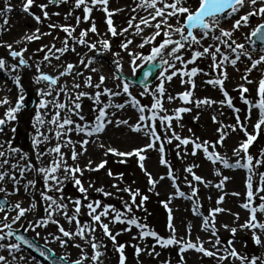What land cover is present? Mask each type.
I'll use <instances>...</instances> for the list:
<instances>
[{
  "label": "bare ground",
  "instance_id": "1",
  "mask_svg": "<svg viewBox=\"0 0 264 264\" xmlns=\"http://www.w3.org/2000/svg\"><path fill=\"white\" fill-rule=\"evenodd\" d=\"M140 2L141 0H135V2L132 0H108L106 6L107 12L112 13V15L109 16L103 10L105 7L104 5L97 4L93 6L91 0H86L91 11L88 14V19L85 20L83 5L80 8H76L75 0H67V3L63 2V0H53L52 3H49V0H34L29 8L31 14L23 11V7L27 3V0H0V60L5 61V66L0 68L3 71L0 73V102L7 100V103H0V119H5V113L8 109L12 108L15 102L20 100L21 97L23 99H32L34 103L33 108L28 111L15 112V119L7 122L4 125L3 133L0 134V146H2L0 147V152L5 153L3 157H0V173L7 174L4 180L0 181V188L6 189V192H0V196L9 197V209H13V206L17 203H24L25 206V203H27L29 209L33 204L38 205L41 203L45 206V200L41 197V192L44 191V185L38 188L39 191H36L35 194L33 193V188L35 186L29 187L26 191L25 185L29 184V181H33L35 185L39 186L40 179L42 181L44 180L43 175L36 171V169L49 166L54 159L59 160L60 157L55 153L42 156L40 154L49 153L50 149L55 148L58 144L61 146L60 150L63 154V161L67 166L79 167L82 170V172L76 173V177L82 184H85L86 180L97 179L99 177L100 169L95 171H90L88 169H95L97 167L100 156L106 157L105 164L107 165L121 164V161L125 160L132 165V176L135 177V181L132 182L130 189L133 192L139 191L140 196H137V199L147 197L145 201H165L173 207L171 223L175 228V237L178 240L183 237L185 240H190L194 243L199 241V243L203 244L204 249L213 252L218 250L217 246H213L218 239L223 245L222 253L227 257L222 261L218 258L217 263H213L211 261L212 256H205L203 252L201 255H198L191 249L180 252L179 245L162 246L160 242L151 235L141 238V232H148L147 229H141L128 223H114L113 216L111 222L114 226L113 229L119 233V238L126 242V247L124 249L129 256H125V264L150 263L149 257L153 255V252H149L151 249L165 251L167 253L165 260L161 264H241L240 260L229 255L232 249L239 255L247 257L248 264H251L253 259L256 260V264H262V261H264V232H261L259 228L249 229L242 227L244 220L248 222L250 219V216L243 211L245 208L242 207V205L248 204L250 207H256L258 209L261 204H264V200L261 199V197H264V191H258V189L264 187L260 182V175L264 173V162L256 166L257 161H264V156H261V153L264 152V126H262L259 132L254 131V125L258 121V113L255 109L249 113V106L242 102L240 88L241 86L247 88L248 92L243 93V96L249 101H255L258 96L259 81L264 78V64L248 72L247 69L251 67V62L247 57L237 62L235 66L229 64L232 67H228L226 63L223 67V71L227 73V78L224 79L223 76H221V70L212 69L210 56H201L196 59L194 63L187 64L186 66H182L177 61V68L179 69L177 74L173 76L170 81L164 80L159 76V72L161 71L159 67V58L154 62L157 66H153L152 63H147L139 59L133 64L132 58L128 56V52L139 53L144 56L149 55L151 51L150 48L156 42L164 39L163 31L167 30L162 28L161 35L156 37L153 43L145 44L144 48L138 47L144 39L151 37L155 32L153 27H145V25L140 22L141 17H149V13L153 11L152 9L145 11L137 7ZM41 5H47V7L42 10L40 7ZM158 6L162 7L163 5L160 4ZM261 6L264 5L260 3L255 5L256 8ZM6 7H10L11 11L7 12L5 15L4 9ZM133 9L136 10L133 11ZM250 10L251 9L246 6L237 16L233 17L232 20L238 19L239 15H244ZM45 12L48 13V18H45ZM34 17H39L40 22L38 23ZM77 17L80 19L77 20ZM133 17H135V19H133ZM250 18H253L250 27H243L239 31L234 32L233 38L237 43L245 44L246 50L251 53L253 59H259L260 48L250 43V33L252 28L262 21L259 16ZM5 19L7 20L6 24L4 22ZM108 19H111L112 26L117 32L115 36L108 31ZM159 19L160 18L157 17V20L151 21V23L155 24ZM129 20H132V27H129ZM232 20H225L227 25L223 26L221 24V27L229 29ZM169 23L175 24L176 21L173 18ZM137 24H139L142 29L139 35L135 34V25ZM49 25H55V27H49ZM93 25H95V32L89 31ZM63 28H68L71 35L63 31ZM123 29L128 30L124 32ZM82 31L87 33L86 36L83 37L85 41L84 44L76 42L81 39L80 33ZM197 31L198 30H194V32ZM33 34L39 36V39H33L31 42L25 39L26 35ZM172 38L179 39V36L174 35ZM103 40H107L109 43V49L107 51H104L101 47L100 42ZM127 40H131L132 43L127 49H121L120 45ZM65 41H67V50L61 54V52L56 50L64 48ZM204 41L205 40H203L202 43H204ZM208 43H213V41L209 38ZM89 44H94L95 49L89 50L87 47ZM8 45H11V51H23V59L26 62L24 66L19 64V57L16 59L11 57ZM219 46L221 47V51L228 55L230 59L235 58V54L230 52L228 48H225L223 45ZM25 49L26 51H24ZM41 49H43V51H41ZM48 49H52V51L49 52ZM253 49H255V51ZM194 50L203 51L202 48L193 46L191 50L181 49V54L184 56L185 60H188L191 58L192 51ZM98 52L102 54L96 56ZM114 53H118L119 55H113ZM45 54L49 55L51 59L44 60ZM57 56L59 59L55 58ZM104 57L109 58L111 64L106 62ZM81 59L85 61L84 64L80 63ZM89 60L93 62L89 64ZM116 60L120 61V73L126 77L131 75L136 76L139 68L147 64L156 68L155 76L150 86L146 88L148 91L145 92L144 90L139 94L134 93L133 97L139 99V105L145 108V117H152L155 115L157 119H146L143 123L139 121L140 113L138 109L132 107L131 104L128 103V100L125 99L128 96L122 91L121 81L114 78L113 74L115 73L116 67L114 68L112 62L114 63ZM68 64L74 65L71 74L60 76V73L65 71ZM13 66H15V71L13 70ZM38 66L39 72L37 71ZM193 67L200 71H198L197 75L192 76L193 79H191V81L195 86L194 89H191L190 85L192 83L189 84L188 80L191 75L186 76L183 75V73L188 72L190 74ZM92 69H96V71H92ZM41 73L53 77L59 76L57 84L53 86V94L51 96L42 97L39 95L41 90H48L46 82H36V77ZM205 73H207V75H205ZM168 74L169 73H166V75ZM100 76L106 77L101 89L86 87L84 85L88 77L92 78L91 83L95 85L99 82ZM245 76L248 80L253 81V83H247L242 79V77ZM218 77L224 79L223 89L224 92L227 93V96L231 98L232 107H228L225 96L221 92L219 85L213 86L206 83L209 79H216ZM135 80L136 79H133L132 81ZM161 83L164 89L163 95L160 96L159 93L156 95L161 102L163 111L159 110V108L152 109V105L155 102L152 93L156 91ZM74 84H79L81 87L74 88ZM62 86L65 88L67 96H65L64 92L60 91ZM103 88L120 91L121 94L111 97L101 96V102L97 105L94 103L95 93L102 91ZM129 91L130 93L134 91V88L130 85ZM79 92H84L88 95L76 100V94ZM185 92H191L189 103H184L181 99L182 94ZM169 96L174 97V99L169 101ZM41 99L48 102V106L44 109L38 107ZM205 99L215 101L216 103H213L211 106L200 104L198 107L196 102ZM73 101L80 104V106L85 105L87 109H91L92 111L107 104H125L126 106L124 109H116L115 107L108 108L107 112L109 117L114 121L127 120L131 125L140 124L143 131L140 133L132 132L127 125H120L117 127L115 123L108 124L102 133L91 138L86 137L84 133L78 135L74 130L68 131L67 129L74 128L76 124H85L84 121L80 119L82 115L81 108L79 109L80 116L74 114L77 110L74 107ZM222 101L223 103H221ZM55 103L65 104L66 108H56L54 106ZM188 106L191 109L179 113V120L173 118L170 121L171 128L167 127L168 122L161 123V117H175L176 109L187 108ZM68 109H72V112H69ZM235 109H239L240 111L236 112ZM38 111L41 118L45 121L42 125L36 123ZM57 112L61 120L67 117L74 121L73 125H67L65 129H59V131L65 133L61 135L59 139L56 138L57 126L48 122L52 120ZM113 112L115 116L111 115ZM96 114L95 112V116ZM249 115L250 119H248ZM95 116L93 115L94 120ZM237 116H239L240 121L246 126L248 133L256 136V139L248 149V154L253 157L251 184L254 196L251 202L247 198L249 191L246 187L249 176L247 171L242 168H224L219 162L216 164L211 163L205 158L203 148H196V155H191L194 144L208 141L211 145L215 146V151L228 160L229 163H235L240 159L234 156L233 150L239 147L241 142L246 141L247 137L244 135V132L240 131L239 125H237ZM213 117H215L216 123L213 122ZM146 125L154 127L155 131L157 130L156 136L159 137L157 142L155 140L153 148H148L146 151L140 153V155H143L147 160L145 159L144 162L140 161L139 156L135 154L131 156H117L111 153L105 155L109 148L123 153H127L125 149L128 147H133L134 150L144 148L153 139L150 136L144 135V132L148 131ZM229 126L236 127L237 131H232ZM37 128H39L40 133L43 135L38 136ZM217 129L225 133V139L222 144L217 143L220 135ZM173 133L182 139H189L194 143L188 145L180 144L179 140L172 138ZM45 137H48V139L45 140ZM34 138H38L40 143L34 145ZM84 139H90V142L82 149L79 141ZM169 139H171V143L168 142ZM68 141H71V143H68ZM101 145H103V147H101ZM161 146L164 148L163 153L158 151ZM73 150L76 153L82 152L83 154H78L76 159L73 160ZM134 150L130 149L128 153L134 152ZM208 151L211 153L212 148L210 147ZM243 156L244 154L241 153V157ZM162 158L166 161V165L161 164L160 161ZM5 160L7 163H4ZM90 161L91 164L89 163ZM240 162L245 163L246 159ZM141 163L143 164L144 170L140 167ZM15 164L18 169L23 171V176H16L10 171L11 166ZM31 165L34 169L31 167V173H29L28 167ZM194 165H198V167H193ZM188 167H192L193 172L197 176L203 178L205 183H196L192 180V176L185 171ZM218 170L221 172L220 176L215 175V172ZM146 173L150 174L155 181L154 187L149 184V175ZM170 173L176 185V187H173L172 183L173 189L167 180L161 179V177L164 176L168 177ZM56 175L63 180V183L58 185L61 192H56L58 194L62 193L67 199L64 200L65 205H67L64 211L67 212L68 217L76 216V219L69 223L62 211V219H60V222H62L63 228L66 230L67 227H71L70 229L75 231L77 222H79L81 227H83L81 224L84 223L88 227H94L96 231H101L102 237L96 238V231L89 232L88 229H86L85 237L91 236L92 238H96L101 244L102 250H99L101 255L96 264H111L109 261L111 255L107 248L109 237L104 235L103 229L100 227L99 223H94L92 216L89 215L90 210L87 205L92 203L88 202L87 198L85 199V194L80 193L70 176L64 179V172L62 170L56 173ZM12 177H15V181ZM222 177H228L229 179L225 182L221 190L215 187V185L220 182ZM189 183L197 190L196 196L202 201H205V204L203 202L200 203L204 213V209L206 210V202H210L214 209H223V211H220L222 214L218 212L214 215L215 236L212 235L211 228L208 231L202 230V221L198 222L194 220L189 212L187 213L189 209L186 211V204L178 197L177 189L179 192H183L185 196L191 195L192 190L188 187ZM12 184L14 187L9 188V185ZM48 193L49 192H47V195ZM233 193H239V195H233ZM16 194L18 198H16ZM92 195L95 196L97 194ZM124 195L130 197L126 192H124ZM221 197H223V201L221 204L219 203L220 205L218 206L215 203L218 202ZM77 200L80 201L79 214L75 213L76 205L73 203ZM13 212H15V210H13ZM98 213H100V211L96 209V214ZM5 214L8 216V222L11 223V218L14 215L11 216L7 211L0 212L2 220ZM41 214L42 213L35 211L31 217L25 215L13 224L23 226L24 229L26 228L30 233L37 234L56 252L60 251L63 254L83 257L84 255L80 252L81 248H77L75 246L77 244L70 245L66 237H61V240L65 241V246L61 247L60 240L55 239V237H58L57 235L47 234L40 227H35V224L42 222L45 218V216L43 217ZM205 215L208 219L210 218L207 212ZM165 216H167L166 221L161 225V239H168L172 235L168 227L169 214L166 213ZM256 217L259 223H264V213L257 211ZM108 219H110V216L101 217V222L106 224L109 221ZM124 219L128 220L129 218L124 217ZM29 225L35 227V230L33 231L29 228ZM225 225H227V228H225ZM189 227L190 232L188 231ZM232 229H236L234 236L231 232ZM254 233L260 237L261 244L258 245L253 240ZM137 245L140 246L142 251L147 255L139 253L137 256L136 252L132 250ZM120 256L119 252L113 253V257L116 258L117 262H120ZM87 260H90V257L87 256ZM151 264L157 263L153 262Z\"/></svg>",
  "mask_w": 264,
  "mask_h": 264
},
{
  "label": "snow or ice",
  "instance_id": "2",
  "mask_svg": "<svg viewBox=\"0 0 264 264\" xmlns=\"http://www.w3.org/2000/svg\"><path fill=\"white\" fill-rule=\"evenodd\" d=\"M33 2H34V0H27V3L23 7V11L25 13L31 14L29 12V8L33 4ZM52 2H53V0H49V3H52ZM63 2L67 3V0H63ZM107 3H108V0H91V4L93 6H95L97 4L104 5L105 7L103 8V10L110 16V15H112V13L107 12V7H106ZM257 3L264 5V0H141V2L137 5V7L142 8L145 11H148L149 9H152L153 11L149 13L150 19H149V17H141L140 22L142 24H144L145 27H153L155 29V32L153 33V35L151 37L144 39V41L142 43H140L138 45V47L144 48L145 44L153 43L155 38L161 35L162 28L167 29V30L163 31V37H164L163 42L159 43L158 46L153 44V47L151 48L149 55L144 56V55L139 54V53L128 52V56L132 58L133 64H135L136 60L139 59V60H144L147 63H152L153 66H157L154 62H156L157 59L159 58V67L161 68V71L159 72V76L161 78H163L164 80H168V81H170L172 79V77L177 74V71H179V69L177 68V63H176L177 61L182 66H186L187 64L194 63L195 60L200 58L201 56H210L211 61H212V64H211L212 69L213 70H217V69L221 70V76H223L224 79L227 78V73L225 71H223L224 65L226 63H230L232 66H235L237 61H239L241 59V57H247V59L251 62V67L247 69L248 72H251L253 69H256L257 66L264 64V49L260 50L259 59H253L251 53L246 50L245 44L237 43V41L233 38V34H234V32L239 31L243 27H250V25H251L250 17L259 16L261 18L262 22L257 24L254 28H252L250 36L255 37L261 43H264V6L256 8L255 5H257ZM160 4H162L163 6L159 7L158 5H160ZM82 5H83V12H84V19L87 20L88 14L91 11V9L88 6V4L86 3V0H75V7L76 8H80ZM246 6L249 7L251 10L248 11L244 15H239L238 19L232 20V18L237 16L241 12V10L243 8H245ZM40 7L43 10V8L47 7V5H41ZM135 10L136 9H133V11H135ZM9 11H11V8L6 7L4 9V14L6 15L7 12H9ZM44 16H45V18H48V13L45 12ZM157 17H159L160 19L155 24H152L151 21L157 20ZM173 18L175 19L176 23L175 24L169 23V21ZM34 19H36V21L38 23L40 22L39 17H34ZM79 19L80 18L77 17V20H79ZM133 19H135V17H133ZM224 20H232V23H231V26L229 29H224L221 27V23ZM4 22L6 24L7 20L5 19ZM128 23H129V27L133 26L132 20H129ZM107 24H108V31L111 32L113 34V36L117 35L115 28L112 26L111 19L107 20ZM49 27H55V25H49ZM135 29H136V32H135L136 35H139V33L142 31L139 24L135 25ZM62 30L67 32L69 35H71V32L69 31L68 28H63ZM127 30L128 29H123L124 32H126ZM194 30H198V31L194 32ZM89 31L95 32L96 31L95 25H93V27L91 29H89ZM37 32H38V30H37ZM46 34H48V33H46ZM86 34H87L86 32L82 31L80 33L81 39L76 41V42L80 43V44H84L85 41H84L83 37L86 36ZM120 34H122V33H120ZM174 35L179 36V39H173L172 37ZM209 38L213 41V43H209L207 46H204L202 44V41L207 40ZM25 39L28 40L29 42H31L33 39H39V36H37L35 34L26 35ZM100 43H101V47L104 51H107L109 49V43L107 40H103ZM131 43H132L131 40H127L125 43H122L120 45V47H121V49H127ZM250 43H251V41H250ZM219 45H223L225 48H228L230 52L235 54V58L230 59L228 55L224 54L221 51V47ZM193 46H198L199 48H202L203 51L201 52L199 50H194V51H192L191 58L188 60H185L184 56L181 54V49L191 50L193 48ZM87 47L89 48V50L95 49L94 44H89V45H87ZM8 48L10 50L11 57L13 59H16L17 57H19L20 58L19 64L21 66H24L26 62L23 59V51H20V52L11 51V45H8ZM66 50H67V41H65V47L64 48L57 49L56 51H59V52H61V54H63V52ZM253 50L255 51V49H253ZM24 51H26V49ZM41 51H43V49H41ZM48 51L51 52L52 49H48ZM73 51H74V49H73ZM97 54H102V53L98 52ZM113 55H119V54L114 53ZM218 57H219V59H218ZM55 58L59 59L58 56ZM50 59H51V57L49 55L45 54L44 60H50ZM92 62H93L92 60L88 61L89 64ZM80 63L84 64L85 61L83 59H81ZM114 64L116 65V70H115V73L113 74L114 78L121 81L122 91L124 94H126L129 97L128 103H130L132 107L138 109V111L140 113L139 121L141 123H143L146 119H151V120L157 119V117L155 115H153L152 117H145V115H144L145 108L143 106H140L138 101L135 98L131 97V93L129 91V85L127 83H124L122 76H120L118 74L121 71L120 61L116 60V61H114ZM4 66H5V61L0 60V68H3ZM73 67H74V65L68 64L66 66L65 71L60 73V76L70 75ZM13 70L15 71V66H13ZM37 71L39 72V66L37 67ZM92 71H96V69H92ZM198 71H200V70L193 67L191 69L190 74L188 72H184L183 75L195 76L198 74ZM166 73H169V74L166 75ZM145 75L147 76V74H145ZM205 75H207V73H205ZM105 79H106V77L100 76L99 82L96 83L95 85H93L91 83L92 78L88 77V78H86L84 85L86 87H94L96 89H101V86L104 84ZM224 79H221L218 77L216 79H209L208 81H206V83L211 84L213 86L219 85L221 92L225 96L228 107H232L231 98H229L227 96V93L224 92V89H223ZM242 79H244L247 83H253V81L248 80L246 76L242 77ZM58 80H59V76L53 77V76H49V75L43 74V73L38 75L36 77V82L40 83L41 81H43V82H46L48 85V90L47 91L41 90L39 92V95H41L42 97L51 96L53 94V86H55L57 84ZM194 86L195 85L193 84V87ZM73 87L74 88H80L81 85L74 84ZM60 91L64 92L65 96H67V92L65 91V88L63 86L60 88ZM147 91L148 90L145 89V92H147ZM240 91H241L242 102L249 106V113H251V111L253 109H255L258 113V121L254 125V131L259 132L261 130L262 126H264V78H262L259 81L258 99L257 100L249 101L246 97L243 96V93L248 92L247 88L241 86ZM163 92H164L163 84L161 83V85L157 87L156 91L152 93L154 101H155L152 105V109H158L159 108V110L163 111L161 102H160L159 98H157V95H156L157 93H159L160 96H162ZM120 94H121L120 91H113V90L108 89V88H103L102 91L95 93L94 103L99 105L101 102L100 101L101 96L111 97V96H118ZM87 95H88L87 93L79 92L76 94L75 99L79 100V99H81V97L87 96ZM190 96H191V92H185L182 94L181 99L183 100L184 103H189L190 102V100H189ZM21 99H23V98L21 97ZM173 99H174V97H172V96L168 97L169 101H172ZM0 103H7V100L0 102ZM196 103H197V106L199 107L200 104H206V105L211 106L213 103H216V102L205 99V100L197 101ZM221 103H223V101ZM73 104H74L75 109L77 110L74 114L80 116V113H79L80 104L75 103V101H73ZM20 106H21L20 102H17V105L15 108H10L5 113V119H0V131H2L3 126L7 122L15 119L14 113L20 109ZM47 106H48V102L44 99H41L38 107L40 109H44ZM54 106L56 108H59V109L66 108L65 104H60V103H55ZM125 106H126L125 104H115V105L107 104V105H104L103 107H99L98 109H94V111L97 114L95 116V120H94L93 124H91V125L76 124L74 126V128L67 129V130L68 131L74 130L78 135L80 133H84V135L86 137L91 138L93 136L98 135L99 133H102L108 124L115 123V125L117 127H119L120 125H127L132 132H136V133L142 132L143 129L140 127V124L131 125V124H129V122L127 120H115L114 121L109 117L108 112H107L108 108L115 107L116 109H124ZM68 111L72 112V109H68ZM185 111H188V109H185V108L176 109L175 117H170V116L161 117L160 118L161 123L163 124L164 122H168L167 127L171 128L170 121L173 118L179 120L180 119L179 113H182ZM235 111L239 112L240 110L235 109ZM111 115L115 116V113L113 112ZM80 119L84 120V117L80 116ZM248 119H250V115H249ZM236 121H237V125H239L240 131L244 132V135L247 137V140L244 142H241L239 147H237L233 150L234 156L240 158L235 163H229L228 160H226L224 157L220 156L215 151V146L211 145L208 141H203L200 144H194V148H193V151L191 152V155H196V151H195L196 148H203V151L205 153V158L208 159L211 163L216 164L217 162H219L220 164L223 165L224 168H230V169H241L242 168L245 171H247L249 173L248 183L246 184V187L249 189L248 194H247V198L251 202L253 199V196H254V192L252 191V184H251V178L253 175V172H252L253 157H251L248 154V149H249L250 145L253 143V141L256 139V136L248 133L246 126L240 121L239 116H237ZM48 122L57 126V129H58L56 132V138L57 139H59L61 135L65 134V133H62L61 131H59V129H65V127L67 125H73L74 124V121H72L71 119H68L67 117H65L61 120L58 112L53 116L52 120L48 121ZM213 122L216 123L215 117H213ZM36 123L41 124V125L45 123V121L41 118L39 111L37 112ZM146 127H148V131L144 132V135L150 136L153 139L144 148L135 149L134 152H131V153L118 152L115 149L109 148L107 150V152L105 153V155H107L109 153H111L113 155H117V156H131V155L135 154V155L139 156L140 161H143L145 159V157L143 155H140V153L146 151L148 148H153L154 144H155V140L159 139V137L156 136V131H155L154 127L147 126V125H146ZM229 127H231L232 131H234V132L237 131L236 127H232V126H229ZM13 131H14V129H13ZM217 131L220 133L219 138L217 140V143L222 144L223 140L225 139V133H223L220 129H217ZM37 134H38V136L43 135L42 133H40L39 128H37ZM172 138L179 140L180 144H183V145H188L190 143H194L193 141H191L189 139L180 138L175 133H173ZM44 139L47 140L48 137H45ZM89 142H90V139H84L82 141H79L82 149H84V146L87 145ZM168 142L171 143V139H169ZM33 143H34V145L38 144V143H40V140L38 138H34ZM68 143H71V141H68ZM0 147H2V146H0ZM101 147H103V145H101ZM210 147L212 148L211 153H209V151H208V149ZM60 149H61V146L58 144L55 148L50 149L49 153H41L40 154L42 156V155H48L51 153H55L60 157L59 160L54 159L51 162V165H49V166H45V167H41L39 169H36V171H38L39 173H41L43 175V179L45 182L44 183V191L41 192V197L45 201L50 202L48 205V208H49L48 219L51 223L57 224L59 232L62 234L63 237H66L68 239H72L74 236H79L81 239H85V229L79 225V222H77L76 231L75 232H69V231H66L62 226H59L58 221L51 219L56 214L57 210L63 211L65 218L68 219L69 223H71L72 220L76 219L75 215L72 217H68L67 212L64 211L67 208V205L58 203V201L56 199L47 195V192L54 190L53 189L54 185L58 186V185L63 183V180L59 176L56 175V173H58L59 171L62 170L64 172V179H67L70 176L71 179L74 181V185L78 187V190L80 191V193L85 194V199L87 198V196H86L87 190L83 187L81 181L76 177V173L82 172V170L79 167L67 166V164L63 161V154L61 153ZM16 151H18V150H16ZM158 151L163 153L164 148L161 146V147H159ZM241 153L244 154L243 157H241ZM78 154H83V153L82 152L76 153L73 150L72 159L75 160L76 156ZM185 154H188V153H185ZM4 155H5L4 152H0V157H3ZM261 156H264V152L261 153ZM244 159H246V162L241 163L240 161L244 160ZM160 162L162 165H166V161L163 158L161 159ZM262 162H264V161H257L256 166H259V164ZM4 163H7V161L5 160ZM89 163L91 164V161ZM105 163H106V161L101 162L99 165H97V167L95 169L89 168L88 170H90V171L99 170L100 168H103L105 166ZM13 167H16V166L14 165ZM140 167L142 170H144L142 163L140 164ZM193 167H198V165H194ZM29 170H31V169L29 168ZM185 171L188 172L192 176V180L197 181L198 183H205L203 178H201L200 176H197L193 172L192 167L186 168ZM23 174H24L23 171H21V176H23ZM6 175H7L6 173H0V181L4 180ZM109 175L110 176L112 175L111 172H109ZM147 175H149V181H148L149 184L154 187L155 181L152 179L150 174H147ZM215 175L220 176L221 172L218 170L215 172ZM12 179L15 181V177H12ZM161 179H164V177H161ZM168 179H172L174 181V178L171 175V173L169 174ZM228 179H229L228 177H222L220 182L218 184H216L215 187L222 190L223 185L225 184V182ZM260 182L262 185H264V173H262L260 175ZM34 186H35L34 182L29 181V184L25 185V190L27 191V189L29 187H34ZM113 187H116V185H113ZM173 187H176L174 182H173ZM188 187L192 190L191 196H185V194L183 192H179V190L177 189L178 197H184L186 199H192V197H195L197 190L193 187V185L191 183H189ZM55 190L61 191V189L59 187H56ZM118 190L128 193L129 196L131 197V203L125 202V213L131 212L132 211V205L136 204V197L140 196L139 191L137 190V191L133 192L130 188H124V189H118ZM97 191H102V190L98 189ZM258 191H264V187H261L260 189H258ZM0 192H6V189L0 188ZM12 194H15V193H12ZM104 194L105 195H111V193H104ZM233 195H239V193H233ZM61 199H62V197H61ZM146 199H147V197H141L140 204L137 205V207H142L143 202ZM261 199L264 200V197H261ZM222 201H223V197H221L218 200V203H222ZM73 203L76 205L75 213L79 214V212H80V201L77 200V201H74ZM6 207H7L6 201L0 202V212H5ZM87 207L90 210L89 215L92 216L93 222L99 223L100 227L103 229L104 235L109 237V239H111L115 243V236H113L111 234V232L109 231L108 225L101 222V217H107L110 210L107 207H105L102 212L96 214V209H97V207H99L98 203L95 204V206L93 204H88ZM165 207L167 208V204H165ZM242 207H244L245 209H248L251 213L249 221L246 222L242 227L249 228V229L259 228L261 230V232H264V223H259L257 221V217H256L257 211L264 213V204H261L258 209L256 207L249 209L248 204H244V205H242ZM34 208H35V204L32 205V209H34ZM10 210H17V214L11 218V223L8 222V216H7V214H5V216L3 218V228H0V232H3L4 228H7L8 231L6 233H4V235H0V241H3L6 237H11L13 235L12 224L19 221L31 209L22 208L20 206V204L17 203L16 205L13 206V209H10ZM111 211L115 212V216L113 218L114 223H128V224L137 226L141 229L146 227L144 225H139L135 218H130L128 220H125L124 219L125 213H122V212L117 211V210H111ZM220 211H223V209L216 208V209L211 210V212L209 213L210 218L204 219L202 221V224H203L202 230L208 231L211 228L212 235L213 236L216 235V231L214 228V214L218 213ZM193 212L195 215H199L198 205L196 204L195 201H193ZM171 220H172V216H171V212L169 210V225H168V227H169L172 235L168 239H161L155 232L149 233V232H144V231L141 232V238H143L144 236H147V235H151L153 238H155L157 241H159L162 246L179 245L180 246V248H179L180 252H184L186 250L191 249V250H195L197 252H203V254L205 256H214L215 255L214 252L204 249L203 244L199 243V241L197 243H193L190 240H185L183 237L178 240L175 237V228L172 225ZM46 226H47V224L44 222H40V223L35 224V227H46ZM35 227H33L32 225H29V228H31L33 231L35 230ZM225 228H227V225H225ZM88 231L89 232H95L96 229L94 227L89 226ZM188 231L190 232V227H189ZM231 232L234 236L236 233V229H232ZM118 234L119 233H117V235ZM16 239L20 240L21 243H24V244L29 243L28 241L23 240L21 237H16ZM55 239L60 240L61 247L65 246V241L61 240V238L59 236L55 237ZM253 240L258 245L262 243L260 240V237L258 235H256L255 233L253 234ZM219 244H220V241L217 239L213 246L216 247ZM29 246H31V245L29 244ZM75 246L77 248L80 247V245H78V244ZM4 247H6V246L0 244V249H2ZM91 247L93 250V255L91 256V261L93 262V264H96L101 253L99 251H97L98 245L94 241L92 242ZM10 248L18 250L19 245L18 244H12L10 246ZM81 251H83V249H81ZM117 251L121 252L120 264H125V257L123 255V246L117 247ZM140 251H141L140 248L136 249L137 256L139 255ZM41 255H44V252H42ZM229 255L232 256L233 258L237 259V260H240L241 264H248V258L239 255L234 249H232L229 252ZM226 258H227L226 256L219 257V259L221 261L226 259ZM59 259H60V261L63 262V264H69V261L67 260L66 257H60ZM83 259H87V257H84ZM83 259L76 260L74 262V264H83ZM4 261H5V257L0 256V264H3ZM50 264H58V262H57V260L53 259L50 262ZM251 264H256V260L253 259L251 261ZM262 264H264V261H262Z\"/></svg>",
  "mask_w": 264,
  "mask_h": 264
},
{
  "label": "rangeland",
  "instance_id": "3",
  "mask_svg": "<svg viewBox=\"0 0 264 264\" xmlns=\"http://www.w3.org/2000/svg\"><path fill=\"white\" fill-rule=\"evenodd\" d=\"M132 1L135 2V0H132ZM252 20H253V18H250V21H252ZM221 24L223 26L227 25L225 20L222 21ZM250 41H251L252 45L259 47L260 50L264 49V45L256 42V39L254 37L250 36ZM161 42H163V39L156 42L155 45L158 46V44ZM202 44L204 46H207L209 44L208 39L205 40L204 43H202ZM151 48H150V50H151ZM99 55L100 54L96 53V56H99ZM104 59L106 60V62L111 64V61L109 60V58L104 57ZM243 59H244V57H241V59L237 62H240ZM112 64H114V63L112 62ZM227 64H228V67L231 66V65H229L230 63H227ZM115 67H116V65L114 64V68ZM149 68H154L156 71L155 67L147 64V65L139 68L136 76L131 75V76L126 77V76L122 75L121 73H118L120 76H122L123 82L128 83L130 86H132V88H134V91L131 92V97H133L134 93L139 94L150 86L153 78L150 81V83L142 89H140L138 87L137 82H136L137 79L142 74V72L144 70H148ZM2 72L3 71L0 69V73H2ZM155 73H154V76H155ZM133 79H136V80L132 81ZM191 79H193L192 76H190L188 79L190 81L189 84L192 83L190 85V87H191V89H194V87H193L194 83L191 81ZM125 99L129 101V97H126ZM257 99H258V96H257ZM136 100L139 103V99H136ZM17 102H20L21 109H19L16 112L28 111V110L32 109L33 105H34L32 99H23V100L20 99V100H17ZM17 102H15V104L12 106V108L16 107ZM80 108H81V112H82L81 116L84 117V120H83L84 123L88 124V125L93 124L94 123L93 115L95 116V112L92 111L91 109H87V107L85 105H83V106L81 105ZM185 109H191V108L188 106ZM161 129H162V126H161ZM3 131H4V126H3L2 131H0V134H2ZM157 141L158 140L156 139V142ZM8 148H9V145H8ZM130 149L134 150L133 147H128L125 150L128 153V151ZM145 159L147 160V158H145ZM144 160H143V162H144ZM105 161H106V157L100 156L97 165H99L101 162H105ZM136 163H138V162H136ZM13 166L14 165L11 166L10 171L13 172V174L16 176L17 175L21 176L22 170L18 169L16 164H15L16 167H13ZM31 167H32V165L28 167L29 173H31V170H29V168H31ZM14 170H17V171H14ZM167 170H166V173H167ZM109 172H111V174H112L111 176L109 175ZM132 174H133L132 165L129 164L128 162H126L125 160H123L121 162V164H108V165L105 164V166L103 168H100L99 177L97 179H89V180L85 181V184H82L83 187L87 190L86 196H87L88 202H91L92 204L94 203V205L98 203L99 207H97V210L100 212H102L105 207H107L110 210L108 215H107V216H110V219H108L109 221L106 224L108 225L109 231L111 232V234L113 236H115V243L111 239H108L109 243H108L107 248H108L110 255H111L109 258V261L111 264H120V262H117L116 258L113 257V253L119 252V251H117V247H119V246H123L124 257L126 255L129 256L127 251L124 249L126 247V242L122 241L121 238H119V236L117 235L116 230L113 229L114 226L112 225L111 222H112L113 216H115V212L111 211V210H117V211H120L122 213H125V202L131 203V197L125 196L124 192L119 191L118 189L131 188L132 182L135 181V177H133ZM34 175H35V171H34ZM164 179L167 180V182L172 187L173 180L168 179V177H165ZM195 182L198 183L197 181H195ZM35 183H36V180H35ZM44 183H45L44 180L42 181L40 179L39 186L35 185V187L33 188V193L35 194L36 191H39L38 188H41L44 185ZM113 185H116V187H113ZM12 187H14L13 184L9 185V188H12ZM56 187H59V186H53L54 190L50 191L48 193V195L53 197L54 199H56L58 201V203L65 204V202H64V200L66 199L65 196L62 193L58 194L55 190ZM77 189H78V187H77ZM98 189H100L102 191H97ZM172 189H173V187H172ZM59 192H61V191H59ZM104 193H111V195H105ZM92 194H97V195L93 196ZM188 196H191V195L189 194ZM61 197H62V199H61ZM8 198H9L8 196H0V202L6 201L7 207H6L5 212L7 211L9 214H11V216H13V215L15 216L16 210H15V212H13V210H10L8 208V203H9ZM16 198H18L17 194H16ZM179 199H181L186 204V211L189 209L187 211V213L189 212L191 217L198 222H201L204 219H208L207 216L205 215V213L207 212L209 215L211 210L214 209L210 202L209 203L206 202L205 208L207 211L204 209V211H205V213H204L203 210L201 209L200 203L203 202L205 204V201H202L198 196L192 197V199H186L184 197H179ZM140 200H141V198H139V199L136 198V204L132 205V211L125 213L124 217H127L129 219L135 218L137 220V223H139L140 225L146 226L144 228L147 229L148 232H155L159 237H161V225L166 221V218L168 216V215L165 216V214L166 213L169 214V210L172 214L173 207L170 206L169 203H166L165 201H159V200L144 201L142 207H137V205L140 204ZM193 201H195L196 204L198 205L199 215H195L194 212H192ZM49 203L50 202L45 201V206L40 203L38 205H35L34 209H32V207H30L31 210L28 211L25 215L28 217H31L35 213V211L42 213L41 216H43V217L45 216V218L42 222L46 223L47 226L46 227H40V228L43 229L47 234H55L61 238L63 236L60 234L57 224L51 223L48 219V211H49L48 205H49ZM25 204H26V206L24 205V203H20V206L22 208L29 209L27 206V203H25ZM165 204H167V208L165 207ZM215 204L219 206L221 203L219 204L218 202H216ZM250 208H253V207L249 206V209ZM243 211L246 214H248L249 216L251 215V213L248 209H245ZM215 214H217V213H215ZM220 214H222V213L220 212ZM51 219L58 221L59 226L63 227L62 222H60V219H62V211L57 210L56 214ZM245 223L246 222L244 220L243 225ZM260 223H262V222H260ZM81 225L83 226L85 231H86V229H88V226L86 224L83 223ZM0 228H3V220H2L1 216H0ZM70 228L67 227L66 231H69V232H75L76 231V230L72 231ZM7 231H8V229L4 228L3 232H0V235H4V233H6ZM12 231H13V235L11 237H6L3 241H0V244L6 245V247L0 249V256L5 257V261L3 262V264H50V263L46 262V259L49 256L44 251H37L32 246H29V243L24 244V243H21L20 240L16 239V237H21L23 239V236L28 237L31 241H33L36 244L44 247L49 253H51L52 255H54L56 257H59V258L60 257H66L69 262H75L76 260H80V259H83L84 257L88 256V257H90V260L83 259V264H92L91 256L93 255V250H92L91 244L93 241L98 245L97 251L102 250L101 244L96 239L98 237L99 238L102 237V232L99 230L95 232L96 238H92L91 236L85 237V239H81L79 236H74L72 239L67 238L70 245H74V244L80 245V248L83 249V251L80 250V252H82V254L84 255L83 257L72 256V255H68V254H63L60 251L59 252L54 251L52 249V247L47 242H45L43 239H41L40 236H38L37 234L30 233L26 228L24 229L23 226H18L17 224H12ZM21 232L23 233V236L20 235ZM191 242H193V241H191ZM12 244H18L19 249L18 250L17 249H11L10 246ZM217 247H218V250L213 251L215 253V255L211 257V261L213 263H217L219 256L220 257L224 256V253H222L223 245L220 243ZM240 247H241V244H240ZM137 248L141 249V247L137 245L132 250L136 252ZM42 252H44V255H41ZM149 252H153V255L151 257H149L150 263L144 262V264H151L153 262L157 263V264H161L167 256L166 255L167 253L165 251H156L155 249H153V250L151 249V250H149ZM193 252H196L198 255H201V253H202V252H197L195 250ZM119 253L121 255V252H119ZM140 254H142V255L145 254L142 251V249L140 251ZM145 255H147V254H145Z\"/></svg>",
  "mask_w": 264,
  "mask_h": 264
},
{
  "label": "water",
  "instance_id": "4",
  "mask_svg": "<svg viewBox=\"0 0 264 264\" xmlns=\"http://www.w3.org/2000/svg\"><path fill=\"white\" fill-rule=\"evenodd\" d=\"M149 78H150V77H149ZM141 85H143V83H142Z\"/></svg>",
  "mask_w": 264,
  "mask_h": 264
}]
</instances>
